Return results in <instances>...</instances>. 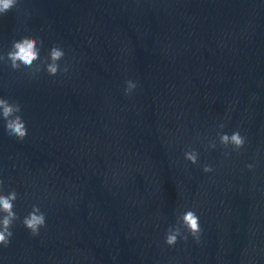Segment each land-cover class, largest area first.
<instances>
[{
	"label": "water",
	"instance_id": "obj_1",
	"mask_svg": "<svg viewBox=\"0 0 264 264\" xmlns=\"http://www.w3.org/2000/svg\"><path fill=\"white\" fill-rule=\"evenodd\" d=\"M25 36L41 60L60 46L68 72L0 62V98L28 128L19 141L0 120L20 217L0 264H264V0H18L0 55ZM237 130L243 148L220 144ZM33 205L38 236L21 222ZM187 210L199 243L168 246Z\"/></svg>",
	"mask_w": 264,
	"mask_h": 264
},
{
	"label": "clouds",
	"instance_id": "obj_2",
	"mask_svg": "<svg viewBox=\"0 0 264 264\" xmlns=\"http://www.w3.org/2000/svg\"><path fill=\"white\" fill-rule=\"evenodd\" d=\"M18 0H0V15L11 11ZM34 37H22L19 40L13 41L11 49L6 56L0 55V62H7L12 70H20L22 67L31 70V76L35 78L43 69L50 75L56 76L60 73H67L68 67L61 68L60 61L64 58V50L56 45L49 50L48 57L41 60L40 44ZM40 61V63H37ZM125 95H130L137 87V83L132 80L125 81ZM22 106L19 102H10L8 99L0 98V120L4 122V129L8 136L15 137L19 141H23L28 135V128L22 116ZM225 125L220 124L222 129ZM220 144L227 148L232 146L233 151H239L245 145V137L240 134V131H234L231 135L219 134ZM209 147L215 148V142H210ZM225 155H228L226 152ZM185 159L192 164L198 162V153L195 150L186 151ZM249 169L253 165H247ZM204 172L213 171L210 165L203 166ZM4 181L0 179V246L8 247L11 243V238L14 235L12 227L14 222L20 217L15 211L14 202L18 198V193L12 189L8 193L2 191ZM22 224L30 232L32 236H38L40 229L46 227V214L41 211L38 205H33L32 210L22 219ZM202 228L200 219L194 210L182 212L177 217L175 226L169 227L165 234V243L168 246H175L178 239L188 240L189 235L197 242L200 241Z\"/></svg>",
	"mask_w": 264,
	"mask_h": 264
}]
</instances>
